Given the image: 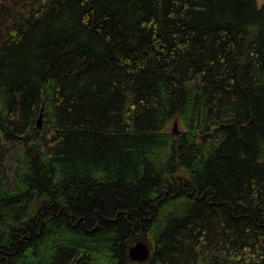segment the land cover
Returning <instances> with one entry per match:
<instances>
[{
  "label": "trees",
  "instance_id": "16d2710c",
  "mask_svg": "<svg viewBox=\"0 0 264 264\" xmlns=\"http://www.w3.org/2000/svg\"><path fill=\"white\" fill-rule=\"evenodd\" d=\"M0 264H264V0H0Z\"/></svg>",
  "mask_w": 264,
  "mask_h": 264
},
{
  "label": "water",
  "instance_id": "95a60500",
  "mask_svg": "<svg viewBox=\"0 0 264 264\" xmlns=\"http://www.w3.org/2000/svg\"><path fill=\"white\" fill-rule=\"evenodd\" d=\"M177 126V122L174 121V129ZM36 129H42V112L40 113L39 117L36 120ZM176 132V130H174ZM204 137L202 136V140ZM150 251L149 247L146 243L142 241L136 242L133 246L129 248L128 255L130 260L136 263H143L149 257Z\"/></svg>",
  "mask_w": 264,
  "mask_h": 264
},
{
  "label": "rangeland",
  "instance_id": "374dc122",
  "mask_svg": "<svg viewBox=\"0 0 264 264\" xmlns=\"http://www.w3.org/2000/svg\"><path fill=\"white\" fill-rule=\"evenodd\" d=\"M174 130H176V132H178V124H177V126H176L175 129H174V123H173V124L171 125V127L169 128V131H171V132H173V133H175Z\"/></svg>",
  "mask_w": 264,
  "mask_h": 264
}]
</instances>
